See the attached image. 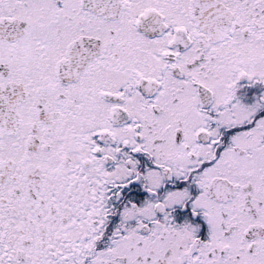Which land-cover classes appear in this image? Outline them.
I'll return each mask as SVG.
<instances>
[{
    "label": "snow or ice",
    "instance_id": "snow-or-ice-1",
    "mask_svg": "<svg viewBox=\"0 0 264 264\" xmlns=\"http://www.w3.org/2000/svg\"><path fill=\"white\" fill-rule=\"evenodd\" d=\"M0 264H264V0H0Z\"/></svg>",
    "mask_w": 264,
    "mask_h": 264
}]
</instances>
